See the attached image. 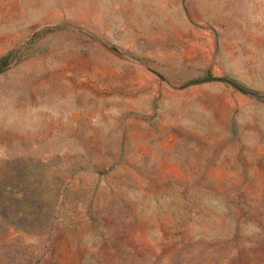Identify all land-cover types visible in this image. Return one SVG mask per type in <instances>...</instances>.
I'll use <instances>...</instances> for the list:
<instances>
[{
  "label": "rangeland",
  "instance_id": "rangeland-1",
  "mask_svg": "<svg viewBox=\"0 0 264 264\" xmlns=\"http://www.w3.org/2000/svg\"><path fill=\"white\" fill-rule=\"evenodd\" d=\"M0 264H264V0H0Z\"/></svg>",
  "mask_w": 264,
  "mask_h": 264
},
{
  "label": "water",
  "instance_id": "water-1",
  "mask_svg": "<svg viewBox=\"0 0 264 264\" xmlns=\"http://www.w3.org/2000/svg\"><path fill=\"white\" fill-rule=\"evenodd\" d=\"M209 80H215V79H214V78H212V79H206V80H204V81H209ZM216 80L226 82V83L232 85L233 87L238 88L239 90L245 92V91L242 90V89H241V88H240L235 82H233V81H231V80H229V79L219 78V79H216ZM197 82H200V80L192 81L191 84H195V83H197ZM245 93H247V92H245ZM248 94H249V93H248Z\"/></svg>",
  "mask_w": 264,
  "mask_h": 264
},
{
  "label": "trees",
  "instance_id": "trees-1",
  "mask_svg": "<svg viewBox=\"0 0 264 264\" xmlns=\"http://www.w3.org/2000/svg\"><path fill=\"white\" fill-rule=\"evenodd\" d=\"M237 84V83H236ZM242 90H244L245 92L249 93V94H254L253 91L249 90V89H246L244 87H242L241 85L237 84Z\"/></svg>",
  "mask_w": 264,
  "mask_h": 264
}]
</instances>
